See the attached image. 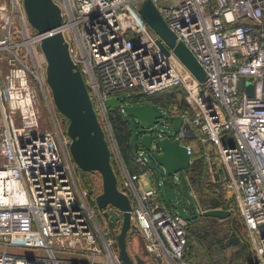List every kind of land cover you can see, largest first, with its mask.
Returning <instances> with one entry per match:
<instances>
[{
  "label": "built area",
  "instance_id": "1",
  "mask_svg": "<svg viewBox=\"0 0 264 264\" xmlns=\"http://www.w3.org/2000/svg\"><path fill=\"white\" fill-rule=\"evenodd\" d=\"M55 1L61 23L38 31L23 0H0V264H124L106 219L77 183L67 150L70 137L56 125L58 143L41 122L37 90L46 97L49 87L40 40L54 30L67 40L109 146L114 145L118 185L131 201V227L142 232L151 264H194L184 256L188 219L165 203L158 179L140 185L160 144L152 138L149 148H132L137 168L131 170L112 131L113 108L106 98L148 101L129 98H152L173 85L183 87L186 106H167L160 99L154 105L179 114L181 122L174 130L171 119L158 117L165 129L157 128L156 119L157 135L179 138L191 154L190 138L212 142L253 244L249 264H264V0H152L205 70L202 79L171 49L165 53L160 47L139 13L142 0ZM115 108L123 114L121 106ZM143 129L151 133L152 125L144 123ZM178 171L169 174L176 183L187 178L186 171ZM9 246L37 251L17 254L7 251Z\"/></svg>",
  "mask_w": 264,
  "mask_h": 264
},
{
  "label": "water",
  "instance_id": "2",
  "mask_svg": "<svg viewBox=\"0 0 264 264\" xmlns=\"http://www.w3.org/2000/svg\"><path fill=\"white\" fill-rule=\"evenodd\" d=\"M24 9L30 24L38 31L49 30L61 23V10L55 0H23ZM139 13L158 35L157 42L168 53L170 49L180 61L199 79L205 76V70L191 50L176 39L175 33L168 26L152 0H142ZM40 46L46 57L45 75L54 106L67 118L65 132L70 137L68 150L74 164L86 171H98L101 177V189L94 200L98 210L107 221L109 231L114 235L118 255L124 264H146L144 251L131 253L128 241L136 236V229L129 230L131 223V201L128 194L118 185V177L111 162V150L104 128L93 105L83 75L71 57L68 42L61 30H54L42 36ZM250 76H248L249 78ZM242 77L237 87H242ZM252 82L248 83L247 92L252 93ZM111 108L122 107L125 114L152 125V132H146L139 125L134 132L133 149L149 148L152 138L160 144L161 150L154 154V160L163 167L166 177V193L169 206L186 219L199 215L224 217L230 208L209 207L195 212L186 209L180 191L169 187L168 175L174 171H187L190 167L191 153L179 138L159 137L154 125L158 117L172 120V127L177 130L181 122L179 114H165L152 102H119L115 95L106 98ZM132 130L130 132V136ZM177 197V201L174 200ZM107 205H111L106 209ZM115 223L119 230L115 231ZM136 240V239H135ZM137 241V240H136ZM137 246H139L137 242Z\"/></svg>",
  "mask_w": 264,
  "mask_h": 264
},
{
  "label": "trees",
  "instance_id": "3",
  "mask_svg": "<svg viewBox=\"0 0 264 264\" xmlns=\"http://www.w3.org/2000/svg\"><path fill=\"white\" fill-rule=\"evenodd\" d=\"M159 99L161 104H166L167 106H176L180 108L186 106L184 89L181 85L167 87L160 91L158 96L152 98L144 99L136 96L129 98L131 101L148 100L155 102H158ZM109 118L114 127L116 139L120 142V145H118L121 155L125 161L129 160V162H133V165H129L131 169H133L134 166V169H136L137 165L133 161L132 145L129 141L131 130L129 128L128 121L117 108L109 110ZM111 162L117 177H119L112 153ZM76 167L78 169L77 173L79 172V175L83 178V171L85 170L79 168L78 166ZM87 172L93 174L97 173V175H99L98 171ZM186 176V179L183 178L181 182L178 181L176 183V188L181 192L184 203L189 212H195L198 210V206H202V208L217 206L230 208V212L224 217L199 215L189 219L188 226H190L191 235H194L199 241L205 243V246L212 252V257H214V259H217L216 257L222 255L224 248L236 247L235 253H230L225 256L224 264H249L252 262L255 257L254 248L242 216L240 215L238 207L234 202L232 192L226 187V185L217 184V182L210 179L208 168L206 166V160L199 153L196 154L195 150H193L192 163L189 170L186 171ZM82 185L88 190V199L90 203L95 205V201L92 199V196L94 195V190L96 189H92L90 187L87 188L85 181ZM189 189L197 190L196 192H198L199 195L198 200L188 194ZM184 195H186L187 198L184 197ZM237 213L239 214L238 219L236 218V215H238ZM200 220L203 222L199 223L198 221ZM218 232H220L219 235ZM191 250L192 246L189 243V238H187L184 256L190 261H192V259L188 253ZM210 251L208 250L211 255Z\"/></svg>",
  "mask_w": 264,
  "mask_h": 264
},
{
  "label": "rangeland",
  "instance_id": "4",
  "mask_svg": "<svg viewBox=\"0 0 264 264\" xmlns=\"http://www.w3.org/2000/svg\"><path fill=\"white\" fill-rule=\"evenodd\" d=\"M37 91H38V102H39V109H40V116H41L42 125H43V127L53 131L56 134V139L58 140V143H59V137H58V134L56 132V125L58 126L60 132H65L67 118L63 114L59 113V111L54 106L49 88L47 90V96L46 97L43 96L44 94L39 89ZM123 95H124L123 93H120L119 97L123 98ZM124 100H125V102L128 101L127 98ZM152 102L155 105H157V102H155V101H152ZM123 114H124L125 119L128 121V125H129L130 130H132V134H131V138H130V143L132 145V143L134 141V132L133 131L139 125L144 124V122L140 121L137 123L136 118H134L133 116H130V115L125 114V113H123ZM157 119H158L157 128L158 129H165L164 123L159 118H157ZM100 122H101L102 126H105V125H103L102 120H100ZM14 123H16V124L19 123L18 117L15 118ZM111 128H112V131L114 132V136L116 138L115 130H114V127L112 124H111ZM117 143L120 145V142L118 140H117ZM120 148H121V146H120ZM110 149H111V151L114 150L113 143H112V147L110 144ZM68 153H69V150H68ZM75 170H76V175H77L76 179H77V183L79 186L84 187L82 185V183L85 181V183L87 184V188L90 187L92 189H96V190H94V192L99 191L101 189L100 174L97 175V173H94V174L89 173L85 170V171H83V178H82L81 175H79V172L77 173V171H78L77 167H75ZM184 172L185 171H178V173H180V174H182ZM163 175L164 174H163L162 165H160L158 162H156V160H154L153 158L149 157L148 158V166L146 167V170H144V172H142L139 176V183H140V185H142V187H145V186L153 184V181L151 182L152 178H155V180L158 179L159 188H160L162 198L165 201V203L167 205H169V201L167 199V193H166V184L163 181V179H164ZM82 179H83V182H82ZM175 181L172 180L171 176L169 175V187L170 188H176L177 187V184ZM179 181L181 182V180H179ZM190 191L191 190L189 189L188 194L191 196ZM192 191L196 193L197 200H198L199 195H198V192H196L197 190L192 189ZM184 197L187 198L186 195H184ZM177 199H178L177 197H174V200L177 201ZM234 202H235V200H234ZM198 207H199L198 210L204 209V208H202V206H198ZM238 216H239V214L236 215L237 219H238ZM97 218L99 220L98 215H97ZM198 222L201 223L203 221L200 220ZM100 223H101V221H100ZM187 231H188L189 243L192 246V250L188 253V255L190 256V258L192 259V261L195 264H224L225 256H227L230 253L236 252V247H226L223 249L222 255L219 257H216L217 259H214V257H212V252L210 251V249H208L205 246V243L199 241L194 235L193 236L191 235L190 226H188V224H187ZM219 234H220V232H218V235ZM137 242H138L139 246H137ZM0 248H2L1 245H0ZM128 249L131 253L138 252L140 255L142 254V251H144L145 255H143V256L145 258L146 264H151L150 260L147 258L149 255V251L147 249L146 240H145L141 231L137 230L135 238L128 241ZM208 250L211 252V255L209 254ZM7 251L17 253V254H24V253L30 254V253L36 252L37 249L31 248V247H25V246H9L7 248ZM67 255H73V254L67 253Z\"/></svg>",
  "mask_w": 264,
  "mask_h": 264
},
{
  "label": "crops",
  "instance_id": "5",
  "mask_svg": "<svg viewBox=\"0 0 264 264\" xmlns=\"http://www.w3.org/2000/svg\"><path fill=\"white\" fill-rule=\"evenodd\" d=\"M149 102H152V101H149ZM130 138H131V136L129 135V141H130ZM190 142L193 144V148L195 150V153L196 154L199 153L206 160V166L208 168V173H209L210 179L214 182H217V184H224L225 185L226 172H225L224 166L221 162V159H220L218 153L213 150L212 142L209 141L205 144H202L197 139H195L193 137L190 138ZM206 150H208V152H209L208 154L205 153ZM191 157H193V153L191 154ZM126 161L125 162L127 163L128 167L130 168L129 165L130 164L133 165V162L132 161L129 162V160H126ZM191 163H192V161H191ZM191 163H190V165H191ZM134 168H135V166L133 167V169H131V168L130 169L134 170ZM152 181L155 182L156 181L155 178H152L151 182Z\"/></svg>",
  "mask_w": 264,
  "mask_h": 264
},
{
  "label": "flooded vegetation",
  "instance_id": "6",
  "mask_svg": "<svg viewBox=\"0 0 264 264\" xmlns=\"http://www.w3.org/2000/svg\"><path fill=\"white\" fill-rule=\"evenodd\" d=\"M114 228H115V231H118V230H119V224H118V223H115ZM129 230H130V231L132 230L131 225H130V227H129Z\"/></svg>",
  "mask_w": 264,
  "mask_h": 264
}]
</instances>
